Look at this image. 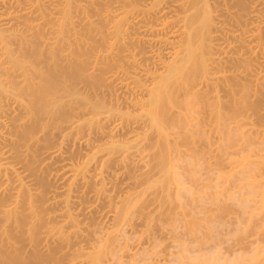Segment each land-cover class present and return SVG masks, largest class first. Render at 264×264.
<instances>
[{"label": "bare ground", "instance_id": "bare-ground-1", "mask_svg": "<svg viewBox=\"0 0 264 264\" xmlns=\"http://www.w3.org/2000/svg\"><path fill=\"white\" fill-rule=\"evenodd\" d=\"M95 1L52 0L46 3L44 0H0V264H29V227L26 230L22 227L29 224V180H26L28 175L25 174L26 171L29 172V138H32L37 126L41 127L44 118L49 121L54 119L52 115L55 114L58 92L61 87L66 89L69 85L65 83L66 77H63L65 68L62 67L66 63L62 66V60H67L65 62L68 67L73 65L71 66L74 71L72 74L75 73L73 75H76L77 82L79 81L78 84H80L79 88L71 87L72 94L76 96V109L78 110L74 109L77 112L74 113L76 119L72 120V123H75L78 128L81 127L80 129L89 124L87 140L90 136L97 140L107 139V142L95 146L96 149L91 157L95 159L94 163L99 167V171L92 175L95 177L93 186L86 179L90 176L88 169L71 164L67 165V169L72 172L73 176H79L84 180L80 192H92L95 200H103L109 206L114 198L108 192L109 188L104 181L105 174L110 173L109 166L114 164L115 169L118 170L117 178L131 176L126 173L129 165L127 158L134 156L137 162L142 161V158H147L145 153L142 155V150L148 147L151 150V152L146 151L151 157L148 161L154 160V165L159 168L160 173L157 174L161 178L156 177V179L159 178L165 182L175 180L173 182L179 183V179L173 176L176 174L172 172L171 162L173 161L171 158L169 160L170 149L175 148L171 147L173 142L170 143L169 139L172 134L170 129L174 128L176 121L181 123L183 120L186 121L188 115L191 117L194 115L197 119L190 121L197 123L193 125L189 122L191 124L189 126L193 125L194 128L197 125L199 127L202 124L206 125V122L213 124L211 119L219 125H225L231 120L234 121L233 119L236 121L240 117L249 121L248 118L259 107L256 106L255 97L258 91V80L261 79L260 74H257L260 70L256 72L257 64L255 63L258 61L251 54L254 43L258 39V35L254 32L256 27L253 25H256V21L264 24V6L263 9L259 8L260 10L257 6L263 5L264 1L254 0L253 5L250 4V6L248 0H110V4L104 9L96 5L103 0ZM93 4L100 10L93 8L91 6ZM234 7L237 8L236 11H232ZM92 8L99 10L94 13L101 14V19L96 23L88 17L90 10H87ZM80 15L82 18L79 17ZM74 17L80 21H77V24H83L82 26H88L93 30V32L90 31L91 37L82 33L78 36L74 34L77 37L73 39L67 38L68 33L75 30L77 26ZM225 21H229L230 25L231 21L232 25H236H234L235 28L225 26ZM238 26L239 28H236ZM32 29L36 31L30 34L33 39H29V30ZM234 31H239L238 36L246 43L244 46H235L233 41H230V38H237L234 34L230 35ZM38 45L44 48L49 45V61L43 59L42 50L38 48ZM71 45H76V47L72 48ZM241 47H245V54L248 52L250 55L246 54L248 56L242 58L233 56ZM73 51L74 56H72ZM30 56L35 59L36 63H39L37 66L30 64ZM241 68L246 76H239L237 80L236 75L239 74H234L235 77H233V71ZM29 70L32 71L31 75H29ZM13 103L17 105L16 110L24 112L16 139L11 138L9 134L5 135L10 115L14 111ZM36 113L42 114L36 117ZM176 126L179 128L178 125ZM205 127L197 128L198 130L195 129L193 133L200 138L202 133H204L203 136L206 134L200 131H203ZM191 130L188 128V132ZM222 132L224 130L220 133ZM226 132L221 135L227 134V140L230 141L231 136L235 134L230 131ZM193 133L190 134L193 135ZM193 138L195 139V136ZM189 139L192 141L190 136ZM5 142L10 146L6 150H4ZM62 152L60 143L53 152L48 153V156H60ZM89 162V159L85 161L86 164ZM149 162L148 165L153 163ZM131 165L133 168L134 164ZM148 168L143 171H148ZM154 169L153 167L152 170ZM147 176L140 180H145ZM147 181H150V178ZM151 181L147 184H151ZM137 182L139 181H136L138 185L142 183V181ZM130 183L127 182L120 186L126 193L119 201L120 206L106 212L111 223L107 227L108 231L105 232L103 245L100 249H95V245L90 241L93 245L90 244V247H87L86 253L83 251L84 247L80 245L82 249H78L80 247L76 245L77 242L86 243L92 237L90 234L91 237H86L88 238L86 241L83 239L86 235L82 234L84 228L81 225L80 217L82 216L80 215L84 207L76 200L79 198L78 187L70 183L62 193L53 192L47 198L49 209L53 211L47 213V227L43 232V239H45L43 244L45 245L42 247L49 248L46 249L51 251V256L55 259L56 255H60L58 252H62V255L66 252L67 254L63 255L67 260L64 264H75L76 258L74 257L83 256L82 253L90 259L79 258L82 264L84 262L82 258L87 263L88 261H93L94 264L100 262L101 256L106 257L105 251H111L119 245L117 243L120 236L119 226L129 221L131 213L129 207L131 203L135 204L137 201L133 200V197L142 196V190L134 192V188L138 187L135 181ZM30 208V212L32 210L34 217L37 218L35 209L32 206ZM211 232L213 233L212 230ZM33 233L35 235V232ZM78 238L82 239L78 240ZM49 244L55 245L49 246ZM161 244L162 242L160 246ZM75 245L77 248H73ZM65 246L67 251L62 249ZM155 248L157 246L152 247L154 249L152 251L156 252ZM72 249H74L73 252ZM180 251L179 260H182V248ZM75 252L79 254L73 256ZM258 252L260 257V251L256 253ZM229 253L233 255V252ZM34 254L31 259L39 260L40 257ZM176 254L174 258L177 257ZM241 254L233 255L231 259L218 256L219 254L211 257L215 253L209 255L210 257L205 255L203 259L202 256L192 257V254L191 256L186 254L184 258L190 256L191 259L203 261L199 264H264V257L259 258L255 254L246 257ZM103 258L102 261H104ZM146 259L143 261H148ZM171 260L174 262L175 259ZM193 261L192 263H195ZM34 262L31 261L33 264ZM151 263L163 264V262L153 263V261Z\"/></svg>", "mask_w": 264, "mask_h": 264}, {"label": "rangeland", "instance_id": "rangeland-1", "mask_svg": "<svg viewBox=\"0 0 264 264\" xmlns=\"http://www.w3.org/2000/svg\"><path fill=\"white\" fill-rule=\"evenodd\" d=\"M44 1L48 3L47 1H52V0H44ZM248 1H249L248 5L254 2V0H248ZM94 2L96 1L94 0ZM95 4H93L94 6L93 5L91 6L94 8L96 7ZM109 4H110V0H103L99 2V5L98 4L96 5L99 6L100 9L101 8L104 9ZM263 6L264 4L263 5L260 4L257 6V8L263 9ZM99 7L96 8L99 9ZM92 9L87 10V11L90 10L88 12V17L90 20L96 23L97 21H99V19H101V14L94 13V11L98 12L100 9L98 11L96 9L95 10L93 9L92 11ZM236 10H237L236 7L232 9V11H236ZM241 11L243 12V10ZM85 14H87V12ZM79 17H81V15ZM82 17L84 18L83 14ZM74 18H75L74 20H76L75 25H77L75 26L76 31L74 29L71 30V32L68 33L67 38H69L70 40L73 39L76 35L78 36V34L80 35L82 33L83 35L86 34L87 36L91 37V32H93V30L89 29L88 26H82L83 24L82 25L77 24L80 21H78L76 17ZM231 21H230L231 25L229 24V21H225V26L232 29V27L235 28L234 27L235 24L232 25ZM255 24L256 25H253L256 27L254 28V32L258 35V39L254 43V48L251 56L252 57L255 56L254 58L256 59V61H258L257 63H255L257 64V66H255L257 67L255 68V70L256 72L260 70V72L257 74H260L259 76L261 79L260 81L257 79L258 91L256 94L257 96L255 97L256 106L259 107L254 111L253 114H251V117L248 118L249 121H246V119L244 120L243 118L240 117L237 118L236 121L235 119H233L234 121L232 120L229 121L230 125H228L229 124L228 122L225 123L226 125L225 126L224 124L219 125L215 120L211 119L214 122V123L212 122L213 123L211 124L212 126L210 125V122H206V125L205 124L200 125L201 127H205V126L209 127V128L205 127L203 131L200 130L201 132H206L204 136L202 135L204 133H202L200 138L195 133H193L195 129L196 130L201 129L199 125H197V127L195 128L193 127V125L197 123L195 121H190L197 119L194 117V115H192V117L188 115L187 118L189 120L186 118V121L183 120L181 121V123H179L180 121L178 122L176 121L177 123L176 122L174 123V128L172 127V129H170L173 135L171 134L169 136L170 137L169 139H170V143L173 142L172 144L174 146L171 144L170 145L171 147H175V148L173 150H171L172 148L170 149L171 153L169 152L170 153L169 160L171 158L172 159L171 161H173L171 162L173 165L172 172L173 174H175V172L176 174L178 173L177 175L175 174L173 176L175 178L177 177L176 179H179L178 180L179 183L173 182L175 180L167 181V182H165L162 179L160 180L159 178H161V176L157 174L160 173L158 172L159 168L158 166L156 167L154 165L153 162L154 160L150 159V162L153 163L149 165L147 164L149 162L148 161L149 158H151L148 156V152H151V150L149 149V147L145 148V150L142 147L143 149V150L141 149L143 151L142 155L145 153L144 155L145 157H147L144 158L145 160L142 158V161L137 162L134 156L133 157L130 156L129 158H127L129 165L134 164L133 168H131L132 165L131 166L128 165L127 167L129 171L127 170L126 173L130 174L131 176L125 178L122 177L123 179L117 178L116 173L118 172V170L115 169L114 164H111L109 166L110 173H108L107 175L105 174L104 181L106 182L109 188L108 192L114 197L113 203L110 206L103 200H95L92 192L89 193L80 192L82 189L81 188L82 182L84 180L79 178V176H73L72 172H70L67 169V165L70 164L74 165L75 167L88 169V174L90 176L87 177L86 179H88V181H90L91 183L90 185L93 186V181L95 180V177H93L92 175L99 171V167H97L96 164L94 163L95 159L94 158L91 159V157L94 150L96 149L95 146L107 142V139L104 138L97 140L90 136L88 138L89 140H87L86 135L90 130L89 124H87L83 129H80L81 127L78 128V126L77 127L75 126V123H72V120L76 119L74 117L75 115L74 113L77 112L78 110L76 109L77 107L76 96L72 94L71 89L79 88L80 84H78L79 81L77 82L76 75H73L75 73L72 74L73 68H71V66L73 67V65L68 67L66 66L68 65L67 62H65L67 60L66 59L62 60L61 63V65L63 64L62 66H64V64L66 63L65 66L62 67L65 68V70L63 71L64 72L63 77L64 76L66 77L65 83L69 85L67 86L66 89H63V87H61L58 92L59 97H57L55 103V114L52 115L54 119L49 121V119L44 118V120H42L43 123L41 127L37 126L35 128V133L32 135V138H29V172L27 171L25 172V174L28 175L26 180H29V224L22 226L24 230H26L29 227V264H33L31 263V261H35L34 264H39V263L55 264L56 262L60 264H64V261L65 262L67 261L64 259L65 257H63V255L67 254L66 252H64V250L67 251L66 246L65 248H62L64 249L63 252L65 254L62 255L61 254L62 252H58V254L62 256L60 257V255H56V259L55 257L51 256V251L47 250L49 248L42 247L45 245L43 244V242H45V239H43L44 238L43 232L46 229L45 227H47L46 224L48 222L46 219L47 213L53 211V209L51 210L49 209L50 205H48L47 198H49L53 192L62 193L63 189L66 188L70 183H72V186L74 185L78 187L79 198L78 199L76 198V200L80 202L81 205L84 207L83 208L81 206L84 210L81 211L83 215L82 214L80 215L82 216L80 217L82 219L81 225L82 228H84L82 230V234L84 233L83 235L84 236L86 235L83 239H85L84 241H86L91 236H92L91 238L93 239L92 240L91 238L88 239L86 243L83 241L82 242L79 241L82 244L81 243L79 244L77 242L76 245L77 246L79 245L78 247H80V245L82 246V248L84 247L83 251L87 250L88 249L87 247L88 246L90 247V244L91 245L94 244L95 245L94 247H96L95 249H100V247L103 245L102 243H104L103 241L106 236L105 232L107 230V227L111 223V220L108 217L109 215L106 212L109 209L119 207L120 206L119 201H121L126 195V193L122 190V188H120V186L124 185L127 182H131L130 184H132L133 181H135L136 184L137 180L139 181L137 183H140L141 181L142 183H140L141 186L136 184L138 185V187L134 188L135 189L134 192L142 190L141 193L142 196L135 195L133 197V200L136 199L137 201L135 204L131 203L129 207V212H131L129 215V221L126 223L123 222L119 226L120 228L119 233L122 239L119 236V238L117 239V241L119 240L117 242L119 245H116V248L113 250L111 249V251H107V252L105 251L104 255H106V257L101 256V261L102 258L105 257L103 258L104 261H102V263H100L101 261L96 262L97 264L99 263L100 264H129V263L150 264L152 261L153 263L163 262V264H186V263L199 264L202 263L203 261L198 259H191V258L196 256L199 257L202 256L203 259V256L205 255L209 256L212 255L213 253H215V255L211 257H214L219 254L218 256L221 255L223 256V258L230 257L231 259L233 255L237 256L236 254L240 255V253H242L243 256L247 257L249 255L248 257H250L253 254H255L257 251H260V257H259V252L258 254L256 253L255 255H257L259 258L264 257V136H263L264 135V97H262L264 96V93H262L264 92V88H262L264 87L263 84L264 76H262L264 74V24L261 22L259 23V21L258 22L256 21ZM236 28H239V26ZM35 31L36 29L29 30V39H33L30 34ZM42 31L44 32L43 29ZM233 34L236 35L237 38L236 39L230 38V41H233V44L235 46L237 45L244 46L245 42L242 40V38L238 36L239 31L236 32L234 31V33L230 35ZM57 47L59 48V45H57ZM71 47L75 48L76 45L73 46L71 45ZM38 48L42 50L43 59L49 61V52H48L50 48L49 45H46L45 48L42 47V45H38ZM245 50H246L245 47H241V49L237 50V53H234L233 56H241L242 58L243 56L245 57L250 55V53L248 54V52L246 53L248 55H246ZM74 51L72 52V56H74L73 54L75 53ZM63 52L67 53L68 51H63ZM29 62L32 66H37L39 64L36 63L35 59L31 56L29 57ZM244 73L245 71L243 70V68L238 70L236 69L235 72L233 71V77H235L236 74H239L238 76L236 75V78L238 80L239 76L240 77L246 76ZM31 74L32 71L29 70V75ZM70 75H72L73 77ZM236 78L234 79L236 80ZM75 82H77L76 85ZM71 84L75 86H70ZM18 99H20V97H18ZM13 107H14V111L10 115L11 118L9 119L8 126L5 129V135L8 136L9 134L11 138L16 139L20 127L19 124L22 120V117L24 116V112L16 110L15 108L17 107V105L15 103H13ZM74 109H76L77 111ZM41 112L43 113V110ZM41 114L36 113V117ZM238 119L239 121H237ZM251 120L253 121L252 123ZM189 122L193 124L192 127L189 126L191 125ZM238 124L240 127L237 126ZM44 125L45 127H43ZM176 125H178L179 128H176L177 127ZM223 126L225 127L223 128ZM188 128L192 129L191 130L192 132L191 131L188 132ZM221 130L222 131L224 130V132L222 133H225L226 131H230L233 132V134L235 135H232L230 141H228L227 140L228 138L226 136L227 134L225 136H222L224 134L220 133ZM200 131H199V135L201 133ZM190 133H193V135L195 134L194 135L195 139L193 138L194 136ZM239 134H241V136ZM189 136L190 138H192V141L191 139H189ZM60 143L63 150L62 154L60 156L59 155L48 156V153L53 152L57 148V146L60 145ZM190 143L192 145H190ZM5 144L6 146L4 150L10 147L6 142ZM143 145L145 146V144ZM173 151L175 154L173 153ZM195 151L197 152L195 153ZM184 155L187 156L185 157ZM87 159H89L90 162L86 164L85 161ZM132 161L136 163H133ZM21 162L24 163L25 161L21 160ZM144 162H146V164ZM138 167H140V169ZM153 167L155 168L154 170H152ZM147 168L148 171H143ZM131 170H133L134 172L133 171L131 172ZM148 173L151 176H149ZM144 175L145 176L148 175L149 177L147 176L145 180H140L141 178H145ZM135 176H139V177H135ZM133 177H135L136 180L133 179ZM156 177L159 178L156 179ZM148 178H150V181L154 178L151 181L152 183L149 185L147 184L148 182L150 183V181H147ZM155 183L157 185H155ZM89 189H93V188H89ZM155 193L157 195H155ZM59 197L61 198L62 195ZM156 197L158 200L156 199ZM224 200H226V202ZM30 206H32L35 209L34 211L37 214V218L34 217L33 215L34 213L32 212V210H31L32 212L31 214ZM51 208H53V206ZM38 215L40 217L39 219H38ZM142 215L144 218L142 217ZM166 215L168 216L166 217ZM148 216L149 218H147ZM175 216L177 219L174 218ZM223 222L226 223L223 224ZM196 225L200 227L198 228ZM211 230L213 231V233L211 232ZM33 232H35V235ZM160 237L166 239L164 240ZM80 239L82 238H78V240ZM160 240L162 242L161 246H160L161 243ZM178 241L180 243H177ZM95 243L96 244L99 243V244L96 245ZM164 243H166V245H163ZM50 245H55V244H49V246ZM76 245L73 248H77ZM167 245H169V247ZM178 245L180 247H178ZM154 246H157V248H155L157 250L156 251L157 253L155 251H152L154 250L152 249V247ZM164 247L166 248L164 249ZM82 248L80 247L78 249H82ZM181 248L183 251L182 252L183 259L181 258L182 260H179L180 257L178 254H180ZM187 249H191V250H187ZM73 250L74 249H72L71 251L73 252ZM229 252H233V255L232 253ZM34 253H36V255L40 257L39 260L31 259V257L33 258V256L35 255ZM160 253L161 254L163 253L162 255L164 256L160 255ZM76 254L79 253L75 252L73 256H75ZM84 254L82 253L83 256L77 255L80 257L77 256L74 257V259L76 258L74 260V262H76L75 264H82V262L80 261L81 259L79 260V258L81 257L90 260L88 257L86 258L85 257L86 255L84 256ZM175 254L177 255L178 258L177 257L174 258ZM186 254H189L190 256L192 254V257L188 256L187 258L186 257L184 258ZM139 258H141V260ZM146 258H150V259H146ZM188 258L191 259V261H189ZM145 259L148 261H143ZM171 259H175L174 262H172L173 260ZM46 260H50V261H46ZM82 260L84 261L83 264L87 263L86 260H84L83 258ZM192 260H194L193 262L195 263H192ZM195 260H197L198 263ZM176 261L179 263H177ZM88 263L94 264L93 261L92 262L88 261Z\"/></svg>", "mask_w": 264, "mask_h": 264}]
</instances>
